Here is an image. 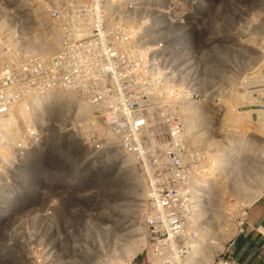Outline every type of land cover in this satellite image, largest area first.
<instances>
[{"label": "rangeland", "instance_id": "1", "mask_svg": "<svg viewBox=\"0 0 264 264\" xmlns=\"http://www.w3.org/2000/svg\"><path fill=\"white\" fill-rule=\"evenodd\" d=\"M167 7L169 24L185 23L195 36L199 88H186L192 96L185 102L178 95L188 83L182 80L172 79L171 94L151 92L156 96L142 113L158 127L147 129V141L158 140L161 158L174 123L190 139L205 138L189 143L200 154L205 207L192 233L171 243L180 246L182 261L193 253L197 264H216L245 210L264 196V0H176ZM0 10L27 29L50 28L32 0H0ZM149 18L159 22L153 13ZM53 37L59 44V35ZM142 89H135L139 104ZM63 96L45 104L47 126L33 128L24 116L17 142L0 144V264L143 262L150 250L143 222L149 184L114 140L83 143L64 119L70 98ZM211 164L221 170L213 174ZM228 229L236 234L220 243Z\"/></svg>", "mask_w": 264, "mask_h": 264}, {"label": "built area", "instance_id": "2", "mask_svg": "<svg viewBox=\"0 0 264 264\" xmlns=\"http://www.w3.org/2000/svg\"><path fill=\"white\" fill-rule=\"evenodd\" d=\"M32 1L42 8L38 14L45 17L44 23L50 28L27 29L0 10L1 120L11 117L24 103L21 113L27 114L29 125L45 127L50 119L46 106L43 115L26 103L54 93L69 97L64 119H70L76 133L79 130L83 143L114 140L141 168L149 184L150 212H145L143 220L149 254L143 262L127 264H186L180 246L171 242L192 233V225L197 224L205 205L200 154L192 150L185 126L174 123L167 138L170 148L166 147L167 155L160 158L155 154L158 140L147 141L146 135L149 127L156 129L158 124L142 113V107L150 104L148 98L156 96L154 91L172 93V79L188 82L178 90L184 102L191 95L186 88H199L195 36L185 23L169 24L167 3L176 0ZM192 5L193 11V2ZM151 13L159 22L150 20ZM137 15L144 18L139 22ZM179 17L174 18L184 22ZM105 25L110 29L105 30ZM44 30L59 35L55 50L39 42L38 33ZM78 32L89 35L82 39ZM49 39L50 35L42 41ZM138 85L143 87L141 104L135 94ZM154 102L159 108V102ZM18 124L25 126L23 118L13 127ZM156 134L161 136L157 131ZM0 144L5 146L7 142L0 138ZM19 155L22 157L16 154L14 158H21ZM1 157L7 158L6 153ZM220 170L221 167L210 169L213 174ZM243 223L244 219L239 230ZM228 246L216 264H231Z\"/></svg>", "mask_w": 264, "mask_h": 264}, {"label": "crops", "instance_id": "3", "mask_svg": "<svg viewBox=\"0 0 264 264\" xmlns=\"http://www.w3.org/2000/svg\"><path fill=\"white\" fill-rule=\"evenodd\" d=\"M231 264H264V198L245 211L244 223L228 246Z\"/></svg>", "mask_w": 264, "mask_h": 264}, {"label": "bare ground", "instance_id": "4", "mask_svg": "<svg viewBox=\"0 0 264 264\" xmlns=\"http://www.w3.org/2000/svg\"><path fill=\"white\" fill-rule=\"evenodd\" d=\"M82 33L83 32H78L77 33V36H79V37H82ZM53 34L54 33H49V35H50V39L49 40H47L46 42H44V41H42V39H44V37H46V38H48V36L49 35H47V33H45V32H42V31H40L39 33H38V39H40L39 40V42L41 43V44H43L42 45V47H44V48H46V49H50V51L51 50H55L57 47H58V45L59 44H57L56 45V43H55V38L53 37ZM51 53V52H50ZM59 95L60 94H58V93H54L53 95H49V96H46V97H44L43 99H40V100H37L36 99V102H35V99H33V100H31V101H29L28 103H26V105L27 106H29V107H31V108H33L34 109V111H39V113H42L43 115L45 114V109H44V105L45 104H47V102H49V101H51V100H56V99H58V98H61V97H59ZM188 95V94H187ZM63 97H67V96H63ZM68 102H70V100L68 101ZM24 103H22L21 105H19L18 106V108L15 110V112L12 114V116L11 117H9V118H6V119H2L1 120V118H0V138H3L4 140H6V142H7V144H9V143H12V142H17V139H18V137H20V129L23 127L22 125H17L16 126V128L15 127H13V128H15V135H17L16 136V138L14 137V135H11L12 133H13V129L11 128L12 127V125L11 124H13L15 121H19V120H21L24 116H26L25 114H23V112H24V108H22L21 106L23 105ZM32 105V106H31ZM36 106H37V108H36ZM23 110V112L21 113V111ZM36 114V112H34V115ZM45 120H47V118H46V116H45ZM5 124H7V127H5ZM10 128V129H9ZM199 133V132H198ZM193 137V136H192ZM198 138H195V137H193V138H191L189 141H190V144H195V143H198V142H203L204 140H205V138H204V140H203V136L201 135V137L200 136H197ZM207 141V140H206ZM212 146V145H211ZM194 147V146H193ZM192 147V148H193ZM220 147V146H219ZM218 148V147H217ZM223 148V147H222ZM194 150H195V148H194ZM213 159H216V158H214L213 157ZM210 160H211V158H210ZM214 162V161H213ZM210 164V163H209ZM215 164H216V162H215ZM210 166H212V164L210 165ZM214 166V165H213ZM213 166H212V168H213ZM215 167V166H214ZM211 169V168H210ZM157 196V195H156ZM158 197V196H157ZM171 206L172 207H174V203H171ZM205 207V206H204ZM230 229H228V231H229ZM227 231V232H228ZM231 232H230V236H227V237H224V238H222V240L220 241V243H223V241L224 240H228L230 237L232 238L233 236H234V234H236V232L234 233V231H235V229H234V231L233 230H230ZM220 243H218V244H220ZM173 246H175V244L173 243L172 244ZM221 245V244H220ZM220 245H216L217 246V251H221V247H220ZM223 248V247H222ZM222 252V251H221ZM192 254L193 253H189L186 257H185V259H184V262L186 263V264H197L196 263V260H194L193 259V257H192Z\"/></svg>", "mask_w": 264, "mask_h": 264}]
</instances>
